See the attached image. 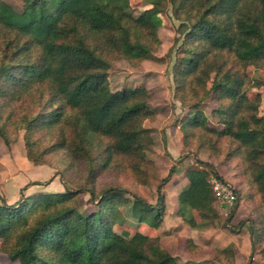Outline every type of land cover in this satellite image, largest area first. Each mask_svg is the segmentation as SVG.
Here are the masks:
<instances>
[{
    "label": "trees",
    "instance_id": "1",
    "mask_svg": "<svg viewBox=\"0 0 264 264\" xmlns=\"http://www.w3.org/2000/svg\"><path fill=\"white\" fill-rule=\"evenodd\" d=\"M129 1L23 0L18 11L0 0V138L8 145V128H25L28 157L40 164L29 134L41 124L58 128L60 139L44 153L66 150L72 162L85 165L92 183L73 190L64 180L65 192L23 194L12 204L0 203V238L19 264H193L180 263L157 233L166 213L163 187L178 172L176 165L159 182L156 203L119 185L100 192L94 187L97 174L118 157L132 159L134 171L152 162L143 154L150 139L144 122L158 114L150 106L152 92L142 84L112 90L108 73L111 55L148 56L146 39L157 38L158 14L167 0H146L151 7L137 16L128 11ZM170 1L184 36L173 80L181 101L196 99L179 123L182 149L211 158L197 159L209 170H187L189 184L178 196L179 212L192 226L199 225L195 213L201 221L220 217L209 176L214 172L224 179L214 165L222 159L217 142L228 139L235 145L227 154L233 156L226 158L235 171L237 202L226 227L236 230L245 223L231 224L243 200L258 195V206L264 205V112L258 113L260 98L247 93L252 80L234 65L261 69L263 78L255 84L264 87V0ZM209 97L217 124L201 107ZM94 138L105 143L96 144ZM240 151L241 164L236 159ZM84 191L97 201L88 213L75 205ZM128 203L134 219L148 225L132 235L117 229L124 221L119 207ZM248 228L254 233L253 224ZM186 245L197 252L190 239ZM218 255L231 263L236 259L232 246Z\"/></svg>",
    "mask_w": 264,
    "mask_h": 264
},
{
    "label": "rangeland",
    "instance_id": "2",
    "mask_svg": "<svg viewBox=\"0 0 264 264\" xmlns=\"http://www.w3.org/2000/svg\"><path fill=\"white\" fill-rule=\"evenodd\" d=\"M7 2L18 11L23 9V0H7ZM149 7L151 5L146 0H130L128 11L137 16ZM158 18L160 26L157 38L146 39V42L151 46L148 56L140 59L111 55V68L108 73L109 88L112 90L142 84L152 92L150 106L155 108L158 114L155 118L144 122V125L150 128V139L143 151L144 156L152 162H143L141 163L142 169L134 171L132 159L118 157L110 168L97 174L94 187L96 192H100L109 185H119L140 195L150 203H156L159 182L167 175L169 169L176 165L178 176L174 174L163 187L166 200L175 204L178 192L186 185V171L190 167L208 169L206 164H201L197 159L200 158L208 162L211 158L205 152L196 154L193 150L182 149L181 133L178 130L179 123L196 99L181 101L173 80L184 36L180 32L181 20L175 14L174 6L170 0L165 1ZM234 65L235 68L243 71L248 80H252L246 86L247 93L251 98H260L258 113L262 115L264 112V87L257 86L255 82L263 78V71L254 66L243 67L237 63ZM208 85L210 86V82ZM201 107L208 113L210 122L217 124V117L210 114L215 108L213 99L209 97L203 100ZM8 134L10 138L8 145L0 138V203L4 200L8 204H12L19 200L23 194L65 192L64 180L67 186L73 190H78L81 186L92 187L85 165L82 163L77 165L72 162L66 150L59 149L44 153L60 139L58 128H46L41 124L30 132V138L34 141L32 155L42 162L40 164L28 157L25 128L10 127ZM94 140L96 144L105 143L102 139L94 138ZM217 145H219V155L222 159L214 167L220 175L219 169H221L228 176H224L226 180L235 184L233 164L227 159L233 156L227 154L235 149V145L228 139L219 140ZM241 152L236 156L240 164L244 158ZM34 182L42 184H34ZM125 196L132 201L131 193L128 192ZM253 196L255 198H251L252 200H243L240 203L236 218L231 224L236 226L241 220H244L245 223L241 227H235L236 230L226 227V219L236 203H223L215 196L214 206L221 215L212 222L208 221L197 226L198 248L192 256L178 248L175 239L168 236L166 223L160 228V230H165L161 237L179 262L191 260L193 264H264V235H262L264 221H259V216L264 218V205L261 204L259 207L260 197ZM96 202L90 193L84 191L76 199L75 205L82 213H88L97 208ZM257 207L259 210L256 209ZM118 214L124 218V221L118 225L117 229L125 235H132L136 230H145L148 227L134 219L131 214V203L121 204ZM173 218L174 213L169 218V222ZM250 224H253L255 228L252 234L248 228ZM252 241L255 242L254 246ZM227 246L234 248L236 255L234 263L218 255V250ZM0 264H19L18 261L9 257L2 238H0Z\"/></svg>",
    "mask_w": 264,
    "mask_h": 264
},
{
    "label": "crops",
    "instance_id": "3",
    "mask_svg": "<svg viewBox=\"0 0 264 264\" xmlns=\"http://www.w3.org/2000/svg\"><path fill=\"white\" fill-rule=\"evenodd\" d=\"M7 1V0H5ZM179 130V127H178ZM221 175L224 177H228L227 175H225L221 169H219ZM175 176H178V173H176ZM224 177V178H225ZM226 179V178H225ZM185 180H186V185L183 189L180 190V192H178L177 196H176V200H175V204L172 203L170 200H166V213H165V217H164V222L162 225H164L165 223L167 224V229H168V236L171 238H174L176 243H177V247L181 248L186 254L192 256L194 255L196 252H190L188 246L186 245V242L188 239H190L193 244H195V246H197V225L196 226H192L186 219L185 216L181 215L179 212L180 209V205L178 202V196L179 194L188 186L189 184V179L187 177V171H186V176H185ZM240 208V204L239 206L236 208V212H235V216L234 218H236L237 212ZM175 209V210H174ZM218 211V210H217ZM174 213V218L171 222H169V218L172 217V214ZM219 213V211H218ZM222 213V212H221ZM219 215H221L219 213ZM188 216V215H187ZM196 216V221L199 222V225L201 223H205L208 221H201L198 217H197V213H195ZM233 218V219H234ZM210 222V221H209ZM198 225V226H199ZM162 227V226H161ZM160 227V228H161ZM160 228L157 230V233L161 236L164 234L163 231L165 230H160ZM172 229V230H170ZM163 244L166 246V248L169 250V252L171 253V249L166 245L163 237H161ZM185 246V247H184ZM172 254V253H171ZM173 255V254H172ZM187 262H191V260L188 261H184V262H180V263H187Z\"/></svg>",
    "mask_w": 264,
    "mask_h": 264
},
{
    "label": "built area",
    "instance_id": "4",
    "mask_svg": "<svg viewBox=\"0 0 264 264\" xmlns=\"http://www.w3.org/2000/svg\"><path fill=\"white\" fill-rule=\"evenodd\" d=\"M209 181L218 200L227 204H234L237 202V192L235 185L228 180L221 179L214 172L210 173Z\"/></svg>",
    "mask_w": 264,
    "mask_h": 264
}]
</instances>
